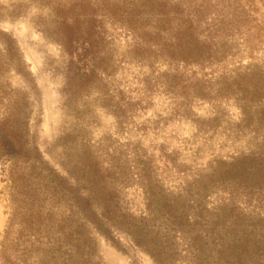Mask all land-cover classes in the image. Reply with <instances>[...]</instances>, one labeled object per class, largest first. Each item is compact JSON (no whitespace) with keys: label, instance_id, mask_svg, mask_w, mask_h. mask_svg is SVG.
<instances>
[{"label":"rangeland","instance_id":"obj_1","mask_svg":"<svg viewBox=\"0 0 264 264\" xmlns=\"http://www.w3.org/2000/svg\"><path fill=\"white\" fill-rule=\"evenodd\" d=\"M169 2L192 11V0ZM257 4L251 14L264 20ZM53 20L47 1L0 0V122L17 107L26 116L23 152L0 159V264H155L126 234L98 231L91 206L140 218L165 196L192 205L207 194L206 209L219 204L215 171L264 154V97L235 82L249 66L264 72V27L233 32L226 57L197 65L135 50L127 30L108 22L112 74L85 90ZM11 39L13 56L4 54Z\"/></svg>","mask_w":264,"mask_h":264},{"label":"trees","instance_id":"obj_2","mask_svg":"<svg viewBox=\"0 0 264 264\" xmlns=\"http://www.w3.org/2000/svg\"><path fill=\"white\" fill-rule=\"evenodd\" d=\"M44 1L52 8L54 37L68 56L79 87L85 90L95 85L105 87L112 74L108 22L127 30L135 50L149 49L155 57L164 55L197 65L226 57L224 47L233 32L246 35L242 27H264V20L251 14L259 9L257 2L264 5V0H192V11L169 0ZM4 50L11 56L18 53L12 39L5 42ZM247 69L237 74L235 82L242 85L241 91L249 92L251 87L255 96L263 99L264 72L250 66ZM261 105L257 114L264 132V102ZM24 119L21 107H17L0 122V159L19 158L23 152ZM215 174V184L224 186H219V204L212 210L204 204L207 194H197L203 200H192V205L165 196L164 202H152L140 218L117 205L103 204L101 208L91 206V211L96 210V228L110 238L106 229L126 234L155 264H264V215L257 212L255 217L249 216L239 206L264 210V154L224 162ZM205 209L208 216L203 214ZM179 239L186 245L185 254L177 250Z\"/></svg>","mask_w":264,"mask_h":264}]
</instances>
